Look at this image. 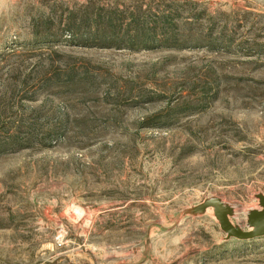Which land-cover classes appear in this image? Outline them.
Masks as SVG:
<instances>
[{
  "label": "rangeland",
  "instance_id": "1",
  "mask_svg": "<svg viewBox=\"0 0 264 264\" xmlns=\"http://www.w3.org/2000/svg\"><path fill=\"white\" fill-rule=\"evenodd\" d=\"M258 193L264 0H0V264H264L185 212L248 229Z\"/></svg>",
  "mask_w": 264,
  "mask_h": 264
},
{
  "label": "water",
  "instance_id": "2",
  "mask_svg": "<svg viewBox=\"0 0 264 264\" xmlns=\"http://www.w3.org/2000/svg\"><path fill=\"white\" fill-rule=\"evenodd\" d=\"M255 198L258 200L260 208L248 211L246 217L248 229H243L240 225L231 221L230 218L234 213L233 208L217 196L208 197L185 212L197 216L204 214L211 208L221 231L225 234V240H251L264 237V194L258 193Z\"/></svg>",
  "mask_w": 264,
  "mask_h": 264
},
{
  "label": "trees",
  "instance_id": "3",
  "mask_svg": "<svg viewBox=\"0 0 264 264\" xmlns=\"http://www.w3.org/2000/svg\"><path fill=\"white\" fill-rule=\"evenodd\" d=\"M135 17H132L131 20L125 25L124 27V34L128 33V38H117L118 33L121 32L122 29V24L119 22V20H114L112 17L106 18L105 16L102 15H97V16H89L83 24H79L80 27L83 25L85 28L84 30L87 31L86 36L90 37L92 39H95L96 37H99V42L105 44H112V43H117L118 41H122V43H126L128 45H136V43L139 44L137 39L133 35L130 34V31L133 32H142L147 36H153L154 35V27H149V28H144L139 27L138 25L134 26L135 24ZM148 40H145V42L142 43H147Z\"/></svg>",
  "mask_w": 264,
  "mask_h": 264
}]
</instances>
